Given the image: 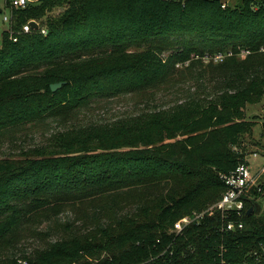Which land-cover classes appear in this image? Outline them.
<instances>
[{
	"label": "trees",
	"instance_id": "16d2710c",
	"mask_svg": "<svg viewBox=\"0 0 264 264\" xmlns=\"http://www.w3.org/2000/svg\"><path fill=\"white\" fill-rule=\"evenodd\" d=\"M12 14L17 41L4 31L0 47V146L63 129L0 156V264H264V181L243 196V228L223 229L215 212L171 231L222 198L221 174L249 163L264 0H37ZM29 21L38 29L22 32ZM217 53L223 61L203 58ZM163 91L178 100L82 119L99 101L151 103ZM30 240L43 244L29 250Z\"/></svg>",
	"mask_w": 264,
	"mask_h": 264
},
{
	"label": "rangeland",
	"instance_id": "374dc122",
	"mask_svg": "<svg viewBox=\"0 0 264 264\" xmlns=\"http://www.w3.org/2000/svg\"><path fill=\"white\" fill-rule=\"evenodd\" d=\"M11 0H0V18L9 16L11 14L10 2ZM32 2H36V0H31ZM224 4L228 6H236L242 3V0H221ZM9 24L5 22H0V47L2 44V36L4 31H9ZM9 33V32H8ZM177 93L175 91L170 92H157L153 99H151V103H145L137 99L135 95H127V96H119L112 100H102L95 103L91 110H89L88 115L86 117L83 116V120L87 123L91 121L95 122H112L118 119L124 118L129 115H136L145 110H151L155 107V103L159 105V108L168 107L174 104L178 98ZM246 118L250 121H253L255 126L253 128V134L251 137L246 139V142L242 144V147H246L245 152L246 159L250 161L252 172L254 176L259 174V167L264 164V157L262 154L264 153L262 145H264V136L261 135V127L264 123V95L260 97L258 103L254 105H249L246 109ZM54 129H63L60 125L53 123L51 128H44L43 135L37 134L36 141L34 144L45 143L46 139L53 133ZM29 138H24L25 141L19 143V148L15 145H12L13 142L10 140H5L2 142L0 146V156L4 154H13L19 153L20 149L30 148L34 146L32 140ZM21 142V141H20ZM243 149V148H242ZM258 153L260 157L258 159H254L253 154ZM264 181V177H259L258 183ZM261 204L264 207V198L261 199ZM68 213L71 216L74 214L71 210H68ZM64 217V216H63ZM29 241V245L27 247L29 250L35 247L42 246V242L40 241Z\"/></svg>",
	"mask_w": 264,
	"mask_h": 264
},
{
	"label": "built area",
	"instance_id": "2783aa9c",
	"mask_svg": "<svg viewBox=\"0 0 264 264\" xmlns=\"http://www.w3.org/2000/svg\"><path fill=\"white\" fill-rule=\"evenodd\" d=\"M37 1V0H36ZM35 2V1H34ZM30 3L31 0H11L10 7H11V14L9 16H4L0 18V22H5L9 24V33L11 38L14 41H17L16 33L11 29L12 22H13V10L14 9H24ZM30 22H27L22 27V32L29 33L32 30ZM42 33L46 34V30H42ZM261 52L264 53V46L261 47ZM229 55L232 53L229 52ZM242 55L250 54V50H243L241 52ZM226 57L224 53H217L215 55L206 54L203 58L205 61H209L213 59L215 62H221ZM254 159H258L260 155L258 153L253 154ZM264 173V164L259 167V174L257 176L253 175L252 167L249 163L240 164L236 170L231 171L229 174H221L220 178L226 185V191L224 192L222 198L215 203L214 205L210 206L209 208L205 209L202 212H193L190 215H186L180 220H178L174 227L172 228V233L179 235L186 226L194 223L199 222L203 219L206 215H211L215 212L219 213L223 221H225V225L223 229L228 231H233L236 229H241L244 226L242 218L244 216L245 211V202L243 196L246 195L247 188L249 186H258V179ZM233 214L237 215V221L230 219V216ZM18 264H31L28 259H19Z\"/></svg>",
	"mask_w": 264,
	"mask_h": 264
},
{
	"label": "water",
	"instance_id": "95a60500",
	"mask_svg": "<svg viewBox=\"0 0 264 264\" xmlns=\"http://www.w3.org/2000/svg\"><path fill=\"white\" fill-rule=\"evenodd\" d=\"M0 12H2V10L0 9ZM30 25H31V27L33 28V29H38V27H39V24L36 22V21H31L30 22ZM62 85H63V83H56V84H52L51 85V89H52V91H57L58 89H60L61 87H62ZM255 207H256V209H255ZM261 212V205L260 204H256V206H252L249 210H248V212H247V214L248 215H251V214H253V213H256V214H259Z\"/></svg>",
	"mask_w": 264,
	"mask_h": 264
}]
</instances>
